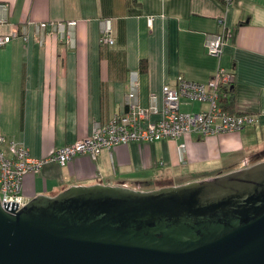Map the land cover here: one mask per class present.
<instances>
[{
  "label": "crops",
  "instance_id": "1",
  "mask_svg": "<svg viewBox=\"0 0 264 264\" xmlns=\"http://www.w3.org/2000/svg\"><path fill=\"white\" fill-rule=\"evenodd\" d=\"M0 133L41 158L89 135L126 111L130 83L141 107L162 105V87L177 76L206 83L217 67L234 75V113L255 116L236 132L176 140L128 142L102 149L96 159L78 154L60 166L27 173L21 193L53 196L70 186L116 185L150 190L203 179L248 165L264 137V0H0ZM112 45H101L104 19ZM151 18L150 25L147 19ZM228 29L221 55L206 53L208 37ZM75 21L72 41L35 32L42 21ZM25 37V38H23ZM144 61V70L140 63ZM207 103L180 98V110ZM156 120V115L150 116ZM262 141V140H261ZM184 142L183 161L176 147Z\"/></svg>",
  "mask_w": 264,
  "mask_h": 264
},
{
  "label": "water",
  "instance_id": "2",
  "mask_svg": "<svg viewBox=\"0 0 264 264\" xmlns=\"http://www.w3.org/2000/svg\"><path fill=\"white\" fill-rule=\"evenodd\" d=\"M3 207L0 264H264V159L156 189L77 185Z\"/></svg>",
  "mask_w": 264,
  "mask_h": 264
},
{
  "label": "built area",
  "instance_id": "3",
  "mask_svg": "<svg viewBox=\"0 0 264 264\" xmlns=\"http://www.w3.org/2000/svg\"><path fill=\"white\" fill-rule=\"evenodd\" d=\"M229 4L230 0H222ZM0 8L5 9L4 4ZM221 30L208 37L205 42L206 53L218 58L228 36V29L218 20ZM103 26L99 36L101 45H112V24L110 19L102 21ZM151 18L147 19L150 25ZM75 21L35 23V32H58L61 37L72 41V29ZM12 35L0 38V46L9 42ZM25 38V37H23ZM234 75L232 70L217 67L206 83L188 81L177 76L173 85L162 87V105L160 108L152 105L144 108L135 102V83H130V92L127 95L126 111L114 115L104 125L93 128L91 133L73 143L53 149L48 155L41 158L30 156L26 147L7 139L0 133V205L3 202H16L17 208H22L27 200L21 193L22 180L27 173H37L41 167L48 163L65 165L78 154H87L96 159L102 149L110 150L112 147L128 142H154L158 140H176L184 135L194 132L201 136L214 135L224 132H236L246 125L254 124L256 118L250 114L231 113L223 109L220 103L219 92L223 86L232 85ZM185 97L192 101L205 102L207 108L199 112H183L180 110V98ZM156 115V120L150 116ZM185 143L180 142L176 151L179 161H183ZM6 210V209H5ZM8 211V210H7Z\"/></svg>",
  "mask_w": 264,
  "mask_h": 264
},
{
  "label": "trees",
  "instance_id": "4",
  "mask_svg": "<svg viewBox=\"0 0 264 264\" xmlns=\"http://www.w3.org/2000/svg\"><path fill=\"white\" fill-rule=\"evenodd\" d=\"M222 1V0H221ZM144 61H141L140 63V70H144ZM219 98H220V103L223 106V109L234 113V102H233V86H223L219 92ZM171 185V183H168L166 181H156L155 183L150 184V189H156L161 186H167Z\"/></svg>",
  "mask_w": 264,
  "mask_h": 264
},
{
  "label": "rangeland",
  "instance_id": "5",
  "mask_svg": "<svg viewBox=\"0 0 264 264\" xmlns=\"http://www.w3.org/2000/svg\"><path fill=\"white\" fill-rule=\"evenodd\" d=\"M258 139H259L258 140L259 148L256 151V155H255L256 157H254V159L251 162L249 161V163H247V164H250V163H252V162H254L256 160L264 159V137L263 136H261V137L258 136ZM169 183H171V181H169ZM171 185H173V184L171 183Z\"/></svg>",
  "mask_w": 264,
  "mask_h": 264
},
{
  "label": "flooded vegetation",
  "instance_id": "6",
  "mask_svg": "<svg viewBox=\"0 0 264 264\" xmlns=\"http://www.w3.org/2000/svg\"><path fill=\"white\" fill-rule=\"evenodd\" d=\"M256 157V156H255Z\"/></svg>",
  "mask_w": 264,
  "mask_h": 264
}]
</instances>
